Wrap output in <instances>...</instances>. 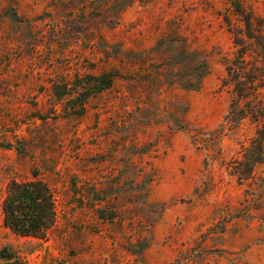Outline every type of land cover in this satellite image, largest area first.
I'll list each match as a JSON object with an SVG mask.
<instances>
[{"label": "rangeland", "instance_id": "rangeland-1", "mask_svg": "<svg viewBox=\"0 0 264 264\" xmlns=\"http://www.w3.org/2000/svg\"><path fill=\"white\" fill-rule=\"evenodd\" d=\"M237 3L264 18V0H0V262L264 264V207L243 212L223 163L252 128L213 140ZM184 48L210 66L198 91L173 70ZM35 170L58 196L44 239L3 223L9 182Z\"/></svg>", "mask_w": 264, "mask_h": 264}, {"label": "trees", "instance_id": "trees-1", "mask_svg": "<svg viewBox=\"0 0 264 264\" xmlns=\"http://www.w3.org/2000/svg\"><path fill=\"white\" fill-rule=\"evenodd\" d=\"M233 11L241 25L234 29L227 20L235 50L224 58L225 76L222 79V88L228 91L231 100L223 123L214 131L213 140L220 144L227 132H237L246 124L251 126L253 135L240 143L237 156L223 163L227 165L229 175L245 187L243 212L253 213L264 207V174H257L258 168L264 165V18L255 17L239 3L234 5ZM170 60L177 65L173 70L179 74L177 78L182 88L188 91L202 88L210 73L207 60L186 48L177 51ZM117 77L113 71L89 76L87 85L92 91L88 95L111 89ZM194 140L198 144L203 142L201 137ZM204 145L208 146V143ZM2 210L4 226L14 234L44 239L58 222V196L51 184L41 177L40 171L35 170L31 179L9 182ZM147 247L144 243L141 252ZM1 255L8 259L13 257L6 250ZM0 264L20 263L10 260Z\"/></svg>", "mask_w": 264, "mask_h": 264}]
</instances>
